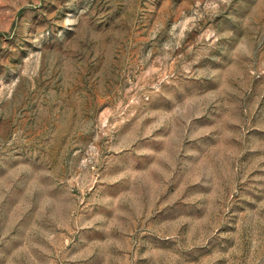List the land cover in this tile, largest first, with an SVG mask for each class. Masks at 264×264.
<instances>
[{"label": "rangeland", "instance_id": "374dc122", "mask_svg": "<svg viewBox=\"0 0 264 264\" xmlns=\"http://www.w3.org/2000/svg\"><path fill=\"white\" fill-rule=\"evenodd\" d=\"M0 264H264V0H0Z\"/></svg>", "mask_w": 264, "mask_h": 264}]
</instances>
